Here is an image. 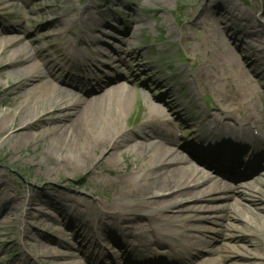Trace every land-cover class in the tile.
Wrapping results in <instances>:
<instances>
[{"label":"rangeland","instance_id":"1","mask_svg":"<svg viewBox=\"0 0 264 264\" xmlns=\"http://www.w3.org/2000/svg\"><path fill=\"white\" fill-rule=\"evenodd\" d=\"M0 32V117L8 123L0 133V264H163L176 253L181 259L168 264H264V0H0ZM21 45L59 76V85L68 80L84 97L105 73L115 74L112 80L125 82L130 94L119 115L123 129L174 132L192 155L166 144L209 175L196 189L217 178L242 186V193L218 185L210 199L154 208L166 218L160 229L172 230V215L183 226L161 247L147 248L142 238L152 241L157 233L145 218L124 227L104 206L123 188V172L146 163L158 139L149 135L145 147L124 148L115 163L78 168L53 161L72 157L70 150L43 155L51 143L46 135L14 146L21 126L11 117V96L22 82V64L10 62ZM74 85L66 86L79 91ZM147 100L166 113V124L137 128ZM247 111L258 117L263 139L251 143V153L232 145L235 167L227 174L213 170L199 157L217 164L205 138L209 116ZM212 138L217 147L220 138ZM159 194V200L171 198L167 190ZM216 205L239 213L244 223L206 208ZM185 206L201 208L175 209Z\"/></svg>","mask_w":264,"mask_h":264},{"label":"bare ground","instance_id":"2","mask_svg":"<svg viewBox=\"0 0 264 264\" xmlns=\"http://www.w3.org/2000/svg\"><path fill=\"white\" fill-rule=\"evenodd\" d=\"M3 35L5 34L0 32V36ZM84 40L92 42L89 38ZM17 52L18 57L10 62L11 64L18 62L22 64L21 69H19L22 82L13 89L11 96L15 109L11 117L21 126V129L16 132L17 141L14 146L30 141L35 136L46 135L51 139V143L46 147L43 155H51L56 149L59 151L70 150L73 153L72 157L54 156L53 161L64 167L78 168L87 164L96 165L100 162L115 163L116 156L121 154L124 148L139 149L145 147V141L149 135L158 139L146 163L138 164L134 169L123 172L124 178L121 177L120 179L123 188L113 195L104 206L106 208L105 215L111 219H117L116 221L124 227H128V225L136 227L133 222L140 217L145 218L146 226H144L147 229L150 227L149 231L154 230L152 233H157L152 238L153 242L141 236L142 244L147 245V248H151L148 247L151 243L161 247L164 238L167 240L173 235H177L175 233L176 228L183 226L179 224L183 218L179 220L180 218L177 219L176 215H172L174 223L168 221L172 230L160 229L159 222L166 220V218L159 213H152L151 210L154 208L161 207L165 210L169 203L179 206L184 198L210 199L209 192L216 191L215 186L218 185L223 186V190L228 192L242 193V186L226 185L225 182L222 183L217 178H214L205 187L196 189V187L206 183L209 175L180 156L177 148H185L186 151L189 149L186 145L180 146L177 137L174 138L173 136L174 132L158 130L149 134L145 131L128 132L127 129H123L119 123V115L127 108L130 94L125 82L123 85V82L119 83L120 81L112 80L115 79V74L105 73L106 75L102 79L90 86L89 91L93 94L84 97L82 95L83 90L79 89V86L70 84L68 80L63 79V82L60 80L65 85H59L57 83L59 76L49 72L50 70L42 69L39 60L27 53L23 45L18 48ZM3 54H5V49L0 51V55ZM66 85H74L79 91L74 92ZM79 92L80 95H78ZM243 108L248 109L245 106ZM142 116L144 118L137 128H143L150 121L161 125L166 124V113L161 110L158 104L149 100L146 101ZM208 123L215 125L214 129H209L205 138L209 146L213 145L212 147L215 148L217 164H211L201 156L199 157L202 162L207 163L213 170L216 169L215 171H220L222 174H227L226 169L235 167L232 157L235 151L231 144H246L245 149L249 153L252 152L251 145L243 140V135L251 133L254 139L261 138L256 136L253 131H247L255 130L256 124L260 123L258 117L249 114L248 111L242 116H234L228 112L220 115L211 114ZM40 124L44 125L45 128L42 126L37 133H33L34 128ZM7 127V118L1 116L0 133ZM212 137H220V140L224 141L223 144L218 142V146L215 147L213 144L215 141ZM166 143L175 144L177 148L172 149ZM98 148L107 149L97 155L95 151ZM189 152L192 155L191 151ZM229 160L230 163H227ZM188 187L195 189L190 190ZM166 190L171 198L159 200L158 198L161 196L159 192ZM232 205H235V202L232 201ZM200 208L185 206L175 209L191 211ZM206 208L220 217L231 218L239 224L244 223L243 217L239 213L233 211L229 214L228 208L224 206L216 205ZM189 218L191 216L187 217V219ZM125 231L129 233L132 230L126 229ZM126 235L128 234L126 233ZM106 239L109 237L107 236ZM189 253L191 252L189 251ZM194 254L196 255V252ZM229 258V256H224L225 260ZM174 259L179 260L181 256L176 253ZM174 259H165L163 264H168Z\"/></svg>","mask_w":264,"mask_h":264}]
</instances>
